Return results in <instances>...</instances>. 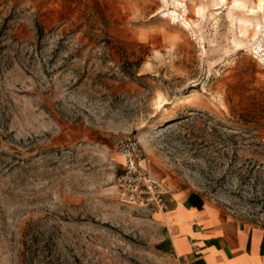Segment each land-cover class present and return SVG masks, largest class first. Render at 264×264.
Masks as SVG:
<instances>
[{"label": "rangeland", "instance_id": "1", "mask_svg": "<svg viewBox=\"0 0 264 264\" xmlns=\"http://www.w3.org/2000/svg\"><path fill=\"white\" fill-rule=\"evenodd\" d=\"M134 140L264 228V0H0V264H177L118 187Z\"/></svg>", "mask_w": 264, "mask_h": 264}, {"label": "crops", "instance_id": "2", "mask_svg": "<svg viewBox=\"0 0 264 264\" xmlns=\"http://www.w3.org/2000/svg\"><path fill=\"white\" fill-rule=\"evenodd\" d=\"M178 196L156 212L177 264H264V228L237 222L197 193Z\"/></svg>", "mask_w": 264, "mask_h": 264}, {"label": "built area", "instance_id": "3", "mask_svg": "<svg viewBox=\"0 0 264 264\" xmlns=\"http://www.w3.org/2000/svg\"><path fill=\"white\" fill-rule=\"evenodd\" d=\"M119 150L124 159L123 172L118 178L122 196L130 203L153 212H167L169 203L166 192L138 160L139 142L136 140L123 142Z\"/></svg>", "mask_w": 264, "mask_h": 264}, {"label": "bare ground", "instance_id": "4", "mask_svg": "<svg viewBox=\"0 0 264 264\" xmlns=\"http://www.w3.org/2000/svg\"><path fill=\"white\" fill-rule=\"evenodd\" d=\"M225 1H226V0H222L223 3H225ZM262 3H263V1H262ZM184 6H185V5H184ZM237 6H238V5H237ZM237 6H236V7H237ZM237 8H238V7H237ZM201 12H202V10H201ZM201 12H200V13H201ZM175 14H176V13H175ZM143 163H144V162H143Z\"/></svg>", "mask_w": 264, "mask_h": 264}]
</instances>
